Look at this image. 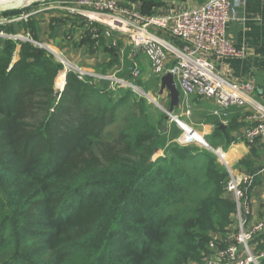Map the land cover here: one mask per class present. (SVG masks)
<instances>
[{"label":"trees","instance_id":"1","mask_svg":"<svg viewBox=\"0 0 264 264\" xmlns=\"http://www.w3.org/2000/svg\"><path fill=\"white\" fill-rule=\"evenodd\" d=\"M139 1L144 15L165 8ZM0 45V264H205L225 246L236 205L210 149L169 144L133 90Z\"/></svg>","mask_w":264,"mask_h":264},{"label":"built area","instance_id":"2","mask_svg":"<svg viewBox=\"0 0 264 264\" xmlns=\"http://www.w3.org/2000/svg\"><path fill=\"white\" fill-rule=\"evenodd\" d=\"M6 1L10 0H0ZM40 5H50L47 10L58 9L67 16L78 17L82 20L84 31L90 33L92 39L106 37L113 40L115 34L129 36L135 49L150 60L152 72L158 78L171 74L185 97L195 96L211 101L224 111L232 107L245 108L250 113L252 126L245 131L243 141L253 144L258 139H264V104L254 98L255 85L249 82L235 83L223 78L218 74L213 61V57L238 55L226 34L227 25L237 19L240 5L237 0H207L193 7L151 16L123 4L121 0H49ZM28 17L29 14L24 13L0 15V38L3 41L22 38L5 33L3 29ZM167 35L176 38L182 46L169 42L165 38ZM30 39L27 36V39L21 40L30 42ZM138 75L139 72H136L135 76ZM108 77L99 78L106 81ZM126 84L135 88L132 83ZM186 114L190 116L191 111L188 110ZM184 129V141L188 143L192 141L195 130L187 126ZM210 150L229 174L226 191L233 196L236 205L238 230L231 242L229 239L221 240L225 246L220 248L216 242L211 244L213 252L205 264H261L264 251L255 253L253 243L264 234V220L248 226L246 219L251 209L243 186L250 185V180L244 175H236L223 149Z\"/></svg>","mask_w":264,"mask_h":264},{"label":"crops","instance_id":"3","mask_svg":"<svg viewBox=\"0 0 264 264\" xmlns=\"http://www.w3.org/2000/svg\"><path fill=\"white\" fill-rule=\"evenodd\" d=\"M121 2L141 11L142 4L139 0H121ZM163 2L165 8L157 10L156 14H168L174 10L193 7L197 4L194 1L181 0H164ZM237 3L240 4L237 9V19L227 25L226 34L238 55L227 58L213 57V61L218 74L223 78L235 83H253L255 85L254 98L264 104V0H237ZM39 16V22H35V31L27 29L22 31L23 34L30 38H33V34L36 35L35 40L45 49H49V45L52 46L57 54L59 53V57L62 59L64 56L63 60L67 65L71 66L78 74H82L83 78L89 77L101 81L98 79L100 76L110 77L119 75V73L125 74L130 65H133L132 67L142 74L140 76L142 78L151 75L150 60L135 49L129 36L115 34L113 40L104 37L107 42L93 44L92 41L87 40L88 33L84 31L83 23L79 19L67 17L65 12L58 9L43 10ZM165 38L178 47L182 46V43L176 38L169 35ZM113 41H117L121 45L120 54H118L116 46L113 45ZM17 53H19V49ZM125 53L126 56L123 55ZM139 78H136L137 82L140 80ZM161 79L158 78L160 96L163 99L167 97L171 103L170 92L165 89L161 93ZM128 82L138 86L131 79ZM175 82L181 93L179 106L176 109L183 110V116L191 109L194 112L198 110L205 113L206 121L203 122L205 137L214 139L220 135L219 130L223 132L235 124L239 126L238 129L231 132L232 141L226 148H212L223 149L227 154V162L233 166L236 175H244L250 180V185L243 186L251 209L250 215L246 216L247 225L263 221L264 139H258L253 144L243 141L245 131L252 126L249 119L250 113L245 108L238 107H232L228 111L218 110L211 101L195 96L185 97L176 80ZM210 120L213 125H205ZM222 122L224 124H221ZM194 140L202 142L201 144L206 143L198 132H195ZM237 230L238 226L235 220L227 234L226 239H229V242L232 241ZM253 249L257 254L264 251V234L253 243ZM261 264H264V261Z\"/></svg>","mask_w":264,"mask_h":264},{"label":"rangeland","instance_id":"4","mask_svg":"<svg viewBox=\"0 0 264 264\" xmlns=\"http://www.w3.org/2000/svg\"><path fill=\"white\" fill-rule=\"evenodd\" d=\"M163 1H160L162 3L159 4V7L165 6V3ZM194 2H196V1H194ZM40 4L41 3H39V5H32L31 7L27 8V10L25 9V12L22 11L21 13H19V14H23V13L29 14L28 19L23 20L21 22L13 24V25L6 26L3 29L5 33H9L10 35H15V37H22V38H19L18 40L8 39V40H4V41L2 40V38H0V43L3 44V42H6V41H14L17 44H19V42L31 43L36 48L44 50V51L48 52L49 54L53 55V57L55 58V60L57 62H60L61 64H63L65 66V69L67 68V71H70L72 69H70V67L67 66V63L63 60L64 56L63 57L61 56L62 57V59H61L59 57L60 56L59 53L57 54L56 50H54L52 48V46L49 45V47L51 49L50 48L45 49L43 46H41V44L39 42H37L32 37L30 39V42L27 40H25V41L21 40L23 38L27 39V36L24 35L22 31L27 30V29H31L32 25H34L33 22H36V21L39 22V20H40L39 15L42 13V10H44V9L47 10L46 8L50 7V5H43L42 6ZM67 17L79 19L78 17H71V16H67ZM79 20L82 22L81 19H79ZM11 33H13V34H11ZM114 40H116V39H114ZM38 44H40V45H38ZM113 45L116 46V48L118 49V54H120L119 49H120L121 45L119 44V42L116 41ZM20 48H21V46L19 45V48H18L19 51H20ZM18 49L16 50V53L14 55V62L19 60V53H17ZM123 55L126 56V53ZM123 63L125 64L124 59H123ZM132 66L133 65H130L127 68L125 74L119 73V75L110 76V77H108V80H106V81L98 78V76H96V77L99 80L104 81L103 83H106V84L112 86L116 90L117 89H123L125 91L133 90L139 97L145 98L147 100V106H148L147 108H148L149 114L152 116L153 125L158 126L159 121L165 123L166 129L164 131L162 129V133L164 134V136H165L166 140L169 142V144H173V143H178L180 145L195 144V145H198L200 147H204L200 142H198L197 140H194L195 139V133L193 135L194 139H192V141H190L188 143H185L184 140H185L186 132H185L184 128L186 126L194 129L195 132H198L204 138V140L208 143V145L211 148L212 147L213 148H216V147L226 148V146L231 143L230 142V141H232L231 138L227 137L225 135H217L216 138H214V139H212V137H209V138L205 137L204 133H203V128H204L203 124L205 123L204 121H206V116H205L206 114L203 112H199L198 110L194 112V110L192 111V109H191L192 115H190L188 117L186 114H185V116H183V114H182L183 110H180V109L177 110L176 109V111L174 113V117L165 120L167 117V112L169 110V106H170V99H168L167 97L163 99L162 96H160L158 77L153 72L147 78L146 77H144V78L140 77L142 74H139L136 77L135 76L136 71L137 72H139V71L136 70L135 68H133ZM66 72L61 74L59 77L66 75ZM100 77L104 78L107 76H100ZM136 78H139L140 80L137 82ZM109 79H111V80H109ZM129 79H131L133 81V83L136 82L138 86L137 87L135 86L134 89L130 88L126 84V82L129 83L128 82ZM123 81L125 83H123ZM65 84H66V78H65ZM63 88L58 87L57 81H56V91H61ZM162 99H163V101H162ZM215 108L218 110H221V108H219L217 106H215ZM221 116L225 117L224 115H221ZM175 119L180 121L182 123V125H180ZM222 121H224V120H222ZM221 124H224V123L222 122ZM205 125H207V126L213 125V122L210 120V121L206 122ZM204 148L208 149L206 147H204ZM159 156H163L162 151H159L158 154L156 155V157H159Z\"/></svg>","mask_w":264,"mask_h":264},{"label":"water","instance_id":"5","mask_svg":"<svg viewBox=\"0 0 264 264\" xmlns=\"http://www.w3.org/2000/svg\"><path fill=\"white\" fill-rule=\"evenodd\" d=\"M45 1H49V0H10L6 2H0V15L8 12L23 11L34 4H39ZM183 1H199V0H183ZM202 1H207V0H202ZM64 77L66 78V75H64ZM65 85L61 91H56L55 97L58 96L59 93L64 91ZM165 89H167L170 92V98H171L170 108L167 112V117H166L167 120L169 118L174 117V111L179 106L180 96H181V93L171 74H167L163 76L161 79V93H163ZM191 132L193 134L194 130H192ZM202 145L208 149L211 148L207 142L203 143Z\"/></svg>","mask_w":264,"mask_h":264},{"label":"bare ground","instance_id":"6","mask_svg":"<svg viewBox=\"0 0 264 264\" xmlns=\"http://www.w3.org/2000/svg\"><path fill=\"white\" fill-rule=\"evenodd\" d=\"M65 84V77L64 75L62 77H60L59 79H57V86L60 88H63Z\"/></svg>","mask_w":264,"mask_h":264}]
</instances>
